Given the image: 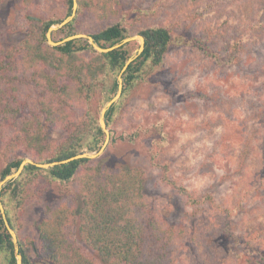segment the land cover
<instances>
[{"label": "trees", "instance_id": "1", "mask_svg": "<svg viewBox=\"0 0 264 264\" xmlns=\"http://www.w3.org/2000/svg\"><path fill=\"white\" fill-rule=\"evenodd\" d=\"M33 3L34 0H23L22 8L28 10ZM63 3L66 10L62 17L50 14L28 18L26 38L16 47L0 48V182L26 158L36 163L61 161L84 152H96L104 142L100 109L116 94L117 76L130 56L129 44L106 54L95 51L85 39L50 46L47 30L72 12V0ZM211 3L203 1L193 9L201 16L194 32L209 40L216 29L225 32L229 27L228 21L215 26L217 21L206 18L215 12L216 6ZM246 4L247 13L240 21L246 23L245 30L249 31L247 41L256 44L259 42L256 32L264 30V0H247ZM77 5L72 21L52 32L53 41L56 36L60 40L80 34V18L85 15L107 23L89 34L102 48L130 36L121 25L118 0H77ZM137 35L144 39V50L123 74L122 95L105 114L110 143L111 126L121 119L119 114L125 102L146 75L168 59L173 41L170 25L147 27ZM237 53L234 46L227 58L221 60L233 64ZM26 84L30 85L31 93H26ZM99 84L103 89H99ZM96 95L101 96L99 106L94 100ZM71 108L82 112L80 122L73 119ZM56 127L62 128L65 135L61 140H50L48 131ZM159 151L157 147L149 151V160L156 166ZM162 169L166 174L168 167ZM147 179L148 173L141 167L102 165L89 159L48 169L26 165L18 178L2 186L0 200L17 235L29 201L52 185L77 183L74 195L62 192L35 224L39 255L51 264H171L174 252L183 246L198 264H225L219 256L222 245L216 234H208L206 229L196 226L190 232L160 219L145 197ZM164 179L190 206L200 203L185 188L166 176ZM205 200L212 204L211 198ZM226 215L230 216L228 212ZM17 238L22 264H35L31 257L32 253H38L35 243L29 238L21 239L18 235ZM232 239L235 244L239 242V238ZM16 261L0 215V264Z\"/></svg>", "mask_w": 264, "mask_h": 264}, {"label": "rangeland", "instance_id": "2", "mask_svg": "<svg viewBox=\"0 0 264 264\" xmlns=\"http://www.w3.org/2000/svg\"><path fill=\"white\" fill-rule=\"evenodd\" d=\"M22 1L0 0L2 49L16 47L26 38L28 18L65 14L63 0H34L28 10L22 8ZM118 1L121 25L129 37L147 27L170 25L173 41L168 59L153 68L125 102L121 119L111 126L113 142L109 140L102 155L89 160L143 168L148 173L145 197L163 222L216 234L225 264H264V30L256 32L258 43L247 41L249 31L240 21L247 13V0ZM203 1L216 6L206 17L218 22L213 25L229 24L225 32L216 29L211 40L194 32L201 16L193 9ZM106 25L85 15L80 18V34L89 35ZM59 37L54 42L65 39ZM127 44L132 56L139 41ZM234 46L236 61L225 64L221 59ZM25 90L32 92L29 84ZM100 97L94 96L98 106ZM71 114L80 122L79 109L71 108ZM48 135L57 141L65 132L56 127ZM156 147L157 166L149 160L150 149ZM163 166L168 167L166 174ZM165 176L200 203L190 206ZM76 189V182L52 185L24 207L17 235L35 243L38 253L31 254L35 264H51L39 255L35 224L62 192L74 195ZM208 197L212 204L205 200ZM233 237L239 238L237 244ZM171 264L198 263L183 246L174 252Z\"/></svg>", "mask_w": 264, "mask_h": 264}, {"label": "water", "instance_id": "3", "mask_svg": "<svg viewBox=\"0 0 264 264\" xmlns=\"http://www.w3.org/2000/svg\"><path fill=\"white\" fill-rule=\"evenodd\" d=\"M76 10H77V0H72L71 15L66 17L60 24H58V28H61L64 25L71 22L75 16V14H76ZM53 30H55V28L52 26L46 32L47 43L52 47H56V46H59V45L66 43V42H69L72 40H77V39H86L95 51L102 53V54L112 52L113 50H116V49L126 45L127 43L133 41L134 39H137L139 41V47L135 51V53L126 60L125 64L123 65L121 71L119 72V74L117 76V91H116L115 96L110 101H108L106 103V105L101 110L100 117H99V125H100L101 130L104 132L105 139H104V142H103L102 146L100 147V149L97 152H92V153L84 152V153L75 155L73 157H70L68 159H64L61 161L49 162V163H36L29 158L24 159L20 163L19 167L17 168V170L14 173L6 176L4 178V180L0 182V193H1L2 186L8 181H11V180L18 178L22 174L26 165H32V166H35L36 168H39V169H48L50 167L63 165V164L69 163V162L74 161V160L95 159V158L99 157L100 155H102V153L106 149V147L109 143V140H110V134H109V131L107 129L106 122H105V114L109 110V108L112 105H114L120 99V97L122 95V90H123V77L122 76H123V74L126 72L128 67L142 54V52L144 50V39H143V37H141L139 35L136 37H126L113 46H110L108 48H102V47L98 46L96 43H94L91 36L84 35V34L72 35V36L66 37L65 39H63L59 42H54L51 39V34H52ZM0 215H1V219L4 223V226H5L8 234L11 238L13 247H14V252H15V256H16V260H17L15 264H22V257L18 253L19 252L18 238H17L15 231L11 228V226L7 220L5 210H4V207H3L1 200H0Z\"/></svg>", "mask_w": 264, "mask_h": 264}]
</instances>
